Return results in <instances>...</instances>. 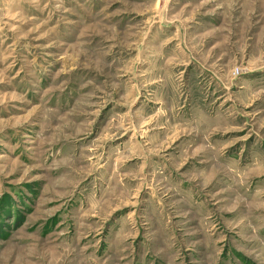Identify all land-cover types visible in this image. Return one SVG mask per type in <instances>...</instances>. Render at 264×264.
I'll return each mask as SVG.
<instances>
[{
    "label": "rangeland",
    "instance_id": "rangeland-1",
    "mask_svg": "<svg viewBox=\"0 0 264 264\" xmlns=\"http://www.w3.org/2000/svg\"><path fill=\"white\" fill-rule=\"evenodd\" d=\"M0 264H264V0H0Z\"/></svg>",
    "mask_w": 264,
    "mask_h": 264
}]
</instances>
